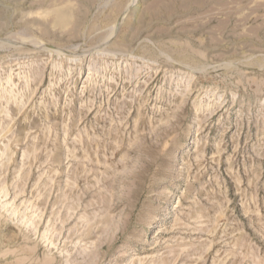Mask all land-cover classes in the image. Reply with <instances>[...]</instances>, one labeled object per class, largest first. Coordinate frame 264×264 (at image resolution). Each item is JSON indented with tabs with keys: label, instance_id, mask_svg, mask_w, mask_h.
I'll list each match as a JSON object with an SVG mask.
<instances>
[{
	"label": "rangeland",
	"instance_id": "rangeland-1",
	"mask_svg": "<svg viewBox=\"0 0 264 264\" xmlns=\"http://www.w3.org/2000/svg\"><path fill=\"white\" fill-rule=\"evenodd\" d=\"M0 264H264V0H0Z\"/></svg>",
	"mask_w": 264,
	"mask_h": 264
},
{
	"label": "bare ground",
	"instance_id": "bare-ground-1",
	"mask_svg": "<svg viewBox=\"0 0 264 264\" xmlns=\"http://www.w3.org/2000/svg\"><path fill=\"white\" fill-rule=\"evenodd\" d=\"M90 75V74H89ZM92 79V78H91Z\"/></svg>",
	"mask_w": 264,
	"mask_h": 264
}]
</instances>
